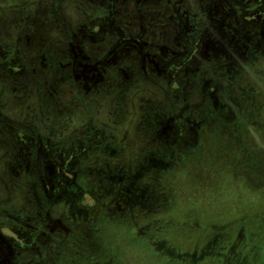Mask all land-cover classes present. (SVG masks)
<instances>
[{
  "label": "rangeland",
  "instance_id": "rangeland-1",
  "mask_svg": "<svg viewBox=\"0 0 264 264\" xmlns=\"http://www.w3.org/2000/svg\"><path fill=\"white\" fill-rule=\"evenodd\" d=\"M0 264H264V0H0Z\"/></svg>",
  "mask_w": 264,
  "mask_h": 264
}]
</instances>
